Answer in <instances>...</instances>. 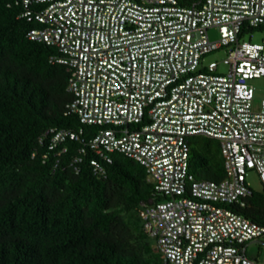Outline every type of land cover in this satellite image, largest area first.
Here are the masks:
<instances>
[{"label": "built area", "instance_id": "1", "mask_svg": "<svg viewBox=\"0 0 264 264\" xmlns=\"http://www.w3.org/2000/svg\"><path fill=\"white\" fill-rule=\"evenodd\" d=\"M18 2V16L36 21L26 37L52 46L49 61L67 71L65 112L96 125L86 140L82 126H49L46 149L59 154L66 139L81 142L69 157L74 171L85 146L99 175L111 152L143 167L152 194L137 214L158 264H264V221L238 210L251 193L247 168L264 189V97L253 109L250 83L264 74V0ZM252 28L260 39H242ZM222 46L224 72L215 60L200 62ZM193 134L217 140L219 179L189 170ZM251 241L262 245V258L246 254Z\"/></svg>", "mask_w": 264, "mask_h": 264}, {"label": "trees", "instance_id": "2", "mask_svg": "<svg viewBox=\"0 0 264 264\" xmlns=\"http://www.w3.org/2000/svg\"><path fill=\"white\" fill-rule=\"evenodd\" d=\"M20 7L0 0V264H158L137 214L152 194L143 167L111 152L99 175L85 146L74 171L69 157L81 142L66 139L59 154L46 149L49 126H82L86 140L96 125L65 112L67 71L49 61L52 46L26 37L36 21L18 16ZM188 143L195 177L224 175L216 139L193 134ZM238 210L264 221V195L251 190Z\"/></svg>", "mask_w": 264, "mask_h": 264}, {"label": "rangeland", "instance_id": "3", "mask_svg": "<svg viewBox=\"0 0 264 264\" xmlns=\"http://www.w3.org/2000/svg\"><path fill=\"white\" fill-rule=\"evenodd\" d=\"M208 35L210 38L216 36V29L214 27L208 28ZM261 37V30L258 28H252L249 32H244L241 35L242 39H249L251 41H258ZM226 54L225 47H219L208 51L201 55L200 62L206 63L210 60L216 61L215 71L224 72L226 70V65L221 61V58ZM250 83L253 85V96L251 99V107L253 109H257L259 107V101L262 97H264V74L258 77H254L250 79ZM245 181L249 188L253 191L259 192L264 195V189L262 187L261 181L257 172L253 168H247L245 172ZM261 239V238H260ZM246 254L251 257L262 258V245L251 241L246 245Z\"/></svg>", "mask_w": 264, "mask_h": 264}]
</instances>
